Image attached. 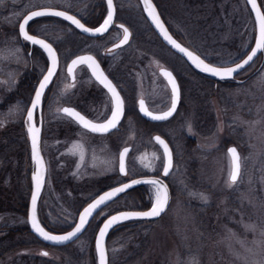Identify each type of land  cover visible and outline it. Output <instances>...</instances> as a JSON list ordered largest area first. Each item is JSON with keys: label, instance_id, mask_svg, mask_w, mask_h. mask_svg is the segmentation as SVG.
Listing matches in <instances>:
<instances>
[{"label": "rangeland", "instance_id": "rangeland-1", "mask_svg": "<svg viewBox=\"0 0 264 264\" xmlns=\"http://www.w3.org/2000/svg\"><path fill=\"white\" fill-rule=\"evenodd\" d=\"M102 1L0 0V103L30 81V69L40 73L46 68V62L37 61L41 57H28L25 45L16 37L20 17L28 10L46 6L72 11L83 18L91 8L95 16L96 4L103 5ZM153 2L169 31L206 60L217 65L232 64L251 49L254 21L244 0ZM115 4L116 21L131 30L128 44L109 52L113 60L125 62L120 63L126 71L125 84L121 85L128 110L122 123L124 132L92 137L56 112L63 104L81 106L89 112L90 91L96 87L86 81L82 92L79 83L67 93L62 92L67 82L64 66L77 45L71 44L72 37L67 33L58 41L57 35L63 34L60 24L59 29H50L60 46L61 70L50 88L49 98L54 92L56 96L49 102L44 122L42 150L47 179L39 203L41 216L48 222L60 217L73 223L80 208L95 194L120 181L117 154L124 145L133 147L124 179L160 173L162 154L150 139L151 131L145 135L131 131L136 124L131 111L139 94L151 109L168 106L170 93L157 73L160 66H166L177 75L182 90L174 119L157 127L173 151L172 170L166 178L171 204L161 218L145 223L142 228L147 238L141 242H133L131 248L127 241L109 243L110 264H264V56H257L251 73L244 74L248 77L216 85L194 74L160 43L145 24L137 1L115 0ZM262 5L264 12V0ZM6 13L11 18L5 17ZM104 16L103 6L99 22ZM120 35L121 31L115 29L107 41L89 40L85 46L105 51ZM31 48L40 53L38 48ZM110 67L115 69L117 65ZM31 93L0 109V264H94L90 236L68 247L48 249L46 259L36 257L37 262L32 256H43L38 253L43 247L32 237L2 241L3 230L26 224L29 187L24 171L15 167L11 155L17 157L18 166L27 156L22 133ZM104 115L105 111L103 115L97 113L98 119ZM20 124L21 131H16ZM64 142L69 144V152L76 149V153L67 155L63 165L60 150ZM230 145L237 148L241 162V176L235 184L228 183L230 162L226 149ZM79 148L82 162L76 155L80 154ZM149 189L153 202L154 186Z\"/></svg>", "mask_w": 264, "mask_h": 264}, {"label": "water", "instance_id": "water-1", "mask_svg": "<svg viewBox=\"0 0 264 264\" xmlns=\"http://www.w3.org/2000/svg\"><path fill=\"white\" fill-rule=\"evenodd\" d=\"M139 1V4H140V7H141V10H142V13L146 19V21L148 22V24H150L152 30L154 31V33L157 35V37L159 38V40L166 46L168 47L170 50H172L174 53H176L177 55H179L180 57H182L189 66H191L195 71L205 75V76H208V77H211V78H214V79H219V80H232L234 78V76L236 74H238L239 72H241L246 66H248L249 64L252 63V61L259 55L263 52V50L261 51H257V54L253 57V59L246 65H244L243 68L239 69L237 72H234L232 77L231 78H225V79H221L220 77L218 76H213L211 75L209 72H205V71H201L200 68H198L191 60H189V58L184 55V53L180 52L178 49L174 48L165 38H164V35L161 33V30L160 28H158L156 26V24L153 22V19L152 17L149 15L148 13V10H147V6L145 4V0H138ZM105 2V5H106V16L104 18V21L107 19V16H108V3H107V0H104ZM149 2L151 3L152 7L155 9V14L159 17V20H160V23L163 25L164 29L167 31L168 35L171 36V38L173 40L176 41L177 44H179L182 48H185L187 49L188 51L192 52L195 56L199 57L200 60H202L205 64H207L208 66L210 67H215V68H220V69H225V68H236L238 64H243L245 60H247L248 56L252 54V50L256 49V45H257V41L260 39V24H259V21H258V18H257V12L256 10L253 8V5L251 3V0H245L251 14H252V17H253V20H254V24H255V39H254V43H253V47L251 48V50L249 51V53L244 57L242 58L241 60H239L238 62H235L233 64H230V65H226V66H218V65H214V64H211L209 62H207L206 60H204L203 58H201L199 55H197L195 52L191 51L190 49L186 48L183 44H181L171 33L170 31L168 30V28L166 27L164 21L162 20V18L159 16L158 14V10L156 8V6L154 5L153 1L152 0H149ZM112 4H113V21L111 23V25L113 24L114 22V17H115V6H114V1L112 0ZM256 7L259 9V12H260V15L264 16L263 12H262V9L258 3V0H256ZM33 12H63L65 13L66 15L68 16H72L74 17L75 19H77V17H75L74 15H72L71 13L67 12V11H64V10H61V9H57V8H51V7H42V8H38V9H35V10H32L30 12H28L20 21L19 25L21 23H23V20L28 16V15H31V13ZM55 17V18H58V19H61V20H64L68 23H70L73 27H75L79 32H81L83 35L87 36V37H95V36H100L102 35L103 33H105L111 25L108 26L107 30L106 31H103V32H95V30L97 28H100L103 24H104V21L102 24H100L99 26L97 27H89L83 23L84 27L90 29L91 31L89 32H85L83 31L81 28H78L75 24H73L71 21L69 20H66L64 19L63 17H59V16H52V15H44V16H37V17H34L33 19L35 18H39V17ZM32 19V20H33ZM78 20V19H77ZM30 22V21H29ZM19 25H18V33H19V36L24 39L23 35L20 34V31H19ZM122 24H118L119 27H121ZM123 26V25H122ZM122 28V27H121ZM126 28L123 26V29ZM127 29V28H126ZM128 30V29H127ZM27 31V29H26ZM28 32V31H27ZM29 35L33 36L35 39H38V40H42L44 41L45 44H47L52 52L55 54V57H56V67H55V70H54V73L53 75L51 76L50 80L48 81L46 87L43 89V93L40 97V103L39 105L34 109L33 108V103L36 99V93L37 91L40 90V85L41 83L44 82V78L46 76H48V73H49V70L52 69L53 67V64H52V59L50 58L49 56V53L48 51H46L43 47H41L40 45L38 44H33L31 43V41H28V40H25L27 42H29L31 45H35L37 46L38 48H40L46 55L47 57V68L45 70V72L43 73V75L41 76V78L39 79V81L37 82L36 86H35V89H34V92H33V95H32V98L30 100V103L27 107V110H26V113H25V121H26V135H27V140H28V145H29V155H30V163H31V174H30V181H31V190H30V194H29V199H28V203H27V226H28V229L30 231V233H32V235L37 239L39 240L41 243L45 244V245H49V246H64V245H68V244H71L73 242H75L85 231V229L87 228L88 224L90 223V220L94 217L95 214H97L103 207H105L106 205H108L109 203H111L113 200H115L116 198H118L121 194H123L124 192L136 187V186H139V185H144V184H147V185H152L150 183H146V181H151V180H156V181H160L161 184L167 188V192H168V203H167V206L165 208V211L162 212L160 214V216L158 217H151V218H134V219H127V220H120L119 222H116L114 223L111 227L108 228L105 236H104V241H103V245H104V253H105V259H106V262L108 264V254H107V249H106V240H107V235L109 234V232L114 228L116 227L118 224L122 223V222H126V221H142V220H145V221H153V220H157L159 219L165 212L166 210L168 209L169 205H170V202H171V193H170V189L166 183V181L164 180L165 177H167L171 171V168L169 169V173L167 176L164 175V165L167 163V158L165 157L164 155V148L163 146H161L159 143H157V140H156V137H159L161 140L164 141V143L168 146V149L171 153V157H172V152H171V149L168 145V143L165 141V139L159 135H154L152 136V140L157 144V146L160 148L162 154H163V166H162V170H161V177L160 176H153V175H147V176H139V177H135V178H132L130 180H127L121 184H118V185H115V186H112L108 189H105L103 190L102 192H100L99 194H97L95 197H93L78 213L77 217H76V220L74 222V224L72 225V227L70 229H68L67 231L65 232H62V233H53V232H50L48 231L47 229H45L44 227H42L39 222H37L39 224V226L45 231L47 232L49 235L51 236H57V237H62V236H67L69 235L70 233L72 232H75L76 231V228L78 225H80V222H81V217L85 214V210L86 209H89L91 205L95 204L97 201H99L101 199V197H107V195L109 193H114L116 189H119V188H123L124 190L123 191H120L118 193H115V195L112 196L111 199H106L104 203L100 204L98 207H96L92 212H91V215H89L87 217V222L84 224L83 228L81 229V231H79L78 233H76L75 236H73L70 240H66V241H62V242H54V241H51V240H45L41 235H39L38 232H36L32 226V211H33V204H32V198H33V194L36 193L37 191V188H36V181L33 179L34 176H37L38 174H42V183H41V186H40V189H39V193L36 197V206L38 204V201L40 199V196L42 194V191H43V188H44V185H45V181H46V176H47V169H46V164H45V160L43 158V155H42V152H41V148H40V140H41V129H42V121H41V117H40V112H41V104H42V98H43V94L44 92L46 91L48 85L50 84L53 76L55 75V72L57 70V67H58V63H59V60H58V55L56 53V50L55 48L48 42L46 41L45 39L41 38V37H38V36H35L33 34H30L28 32ZM129 35H130V32L128 30V38H127V42L129 40ZM127 42H124V34L123 36L121 37V39H119V41H117L115 44H113L111 46V48H116V47H120V46H123V44L127 43ZM84 57H91L94 61L95 59L91 56V55H78V56H75L73 57L69 63L67 64L66 66V71L69 75V78L70 80H73L74 78V70L75 68L80 65V64H84L88 67V64L87 63H78L76 65L73 64L74 61H78L80 60L81 58H84ZM95 64H97V62L95 61ZM99 66V65H98ZM89 68V67H88ZM69 69H72V72L70 73L69 72ZM93 78L98 82L99 80L97 79L96 75L93 74V69L92 68H89ZM163 71H167L169 73H171L172 75V78L175 80V83H176V86L178 88V91H179V87H178V83H177V80L175 78V76L173 75V73L165 68V67H161L158 69V72L159 74L161 75V77L164 79V81L166 82L169 90H170V94H171V98H170V105L169 107L162 111V112H152L150 111L144 100L142 99H139L138 102H137V111L138 113L141 115V117H143L144 119L148 120V121H151V122H162V121H165V120H168L169 118H171L173 116V114L175 113L176 109H177V106L179 104V98H178V101H177V105H176V109L175 111L172 113L171 116H169L167 119L165 120H154L151 118V116H148V115H145L143 111H141V101L144 102V108L149 112L151 113L152 115H155V116H159V115H162L163 113L165 112H168L171 107H172V101H173V93H172V86L169 84L168 82V79L162 74ZM99 72L103 73L100 66H99ZM104 75V74H103ZM105 76V75H104ZM106 77V76H105ZM108 81H110L108 78H107ZM111 82V81H110ZM101 84V83H100ZM112 84V83H111ZM103 87L104 85L101 84ZM112 86L115 88V86L112 84ZM105 88V87H104ZM106 91L108 92V94L111 96V100H112V94L108 91L107 88H105ZM116 92L119 94V92L117 91V89L115 88ZM119 97H120V100L122 101L121 99V96L119 94ZM65 108H69V109H72L74 110L75 112H78L77 110H75L73 107H70V106H62L61 109H60V112L66 116H68L67 114H65L63 112V109ZM114 109V103H113V100H112V111ZM38 112V120L36 122L35 120V112ZM112 111L110 113V115L108 116V118L102 122H94V121H91L92 123H95V124H106L107 121L109 119H111V115H112ZM29 112L32 113V120L31 122L29 121L28 119V114ZM79 113V112H78ZM80 115H82L81 113H79ZM123 114V113H122ZM83 116V115H82ZM70 117V116H68ZM84 117V116H83ZM71 119H73L80 127H82L83 129L93 133V134H106V133H109L111 132L112 130H114L115 128H117L121 118H122V115L120 116L119 118V121L118 123L116 124V126L114 128H110L108 131L106 132H92L86 128H84L80 123H78L74 118L70 117ZM85 118V117H84ZM86 120H88L87 118H85ZM29 127H35V129L38 130V143H37V149H38V153H39V159L43 161V171L41 173V169H40V165L37 163V160L34 159V156H33V141H32V137H31V134L29 133ZM230 148H235L234 146H229L227 147V153H228V150ZM127 149V154L124 156V172H121L120 170V156L122 153H124V150ZM130 146H125L121 149L120 153H119V158H118V170H119V173L121 175H124L126 174V158H127V155L130 151ZM238 153V152H237ZM229 156V155H228ZM229 161H230V172H231V158L229 157ZM172 167V166H171ZM230 175V173H229ZM135 181H139V183H134ZM228 181L229 183L230 180H229V177H228ZM153 186V185H152ZM155 203V201L152 202L151 206L147 209H144V210H122V211H117V212H114L110 215H108L102 222L101 224L99 225L97 231H96V234H95V237H94V253H95V260H96V264H100V254L97 250V242L98 240L100 239V232L102 229H104V226L105 224H107L110 220H112L113 217H121L123 216L124 214L126 213H143V212H148L151 210L153 204Z\"/></svg>", "mask_w": 264, "mask_h": 264}, {"label": "snow or ice", "instance_id": "snow-or-ice-1", "mask_svg": "<svg viewBox=\"0 0 264 264\" xmlns=\"http://www.w3.org/2000/svg\"><path fill=\"white\" fill-rule=\"evenodd\" d=\"M108 3V16L107 19L104 21V24L95 30V32H103L106 31L108 26L111 25L113 21V4L112 0H107ZM251 3L253 5V8L257 12V18L260 24V39L257 41L256 49L252 50V54L248 56L247 60L244 61L243 64H238L236 68H215L210 67L207 64H205L202 60L199 59V57L195 56L192 52L188 51L185 48H182L179 44L176 43L175 40L171 38V36L168 35L167 31L164 29L163 25L160 23L159 17L155 14V9L152 7L149 0H145V4L147 6V10L149 15L152 17L153 22L156 24L158 28H160L161 33L164 35V38L176 49H178L180 52L184 53L189 60H191L198 68L201 69V71L209 72L213 76H218L221 79L225 78H231L234 72H237L239 69L243 68L244 65L248 64L253 57L257 54V51L264 50V16L260 15L259 9L256 7V0H251ZM44 15H52V16H59L63 17L66 20L71 21L73 24H75L78 28H81L85 32L91 31L90 29L84 27L83 24L80 23L79 20L75 19L72 16H68L63 12H33L31 15H28L24 20L23 23L19 25V31L20 34L23 35L25 40L31 41L33 44H38L41 47H43L46 51H48L50 58L52 59L53 67L51 70H49L48 76L44 78V82L40 85V90L36 93V99L33 103V108L35 109L39 103H40V97L43 93V89L46 87L48 81L50 80L51 76L54 73L55 67H56V57L55 54L52 52L51 48L44 43L42 40L35 39L33 36L29 35L26 31V26L29 24V21H31L34 17L37 16H44ZM123 28V26L121 25ZM124 31V42H127L128 38V30L126 28L123 29ZM78 63H87L89 68L93 69V74L96 75L97 79L101 84L104 85L105 88L108 89V91L112 94V100L114 103V109L112 111L111 119L107 121L106 124H95L92 123L89 120H86L82 115H80L78 112H75L72 109L65 108L63 109V112L67 114L68 116L74 118L78 123H80L84 128L92 131V132H106L110 128H114L116 124L119 121L120 116L123 113V102L120 100L119 94L116 92L115 88L112 86L111 82L107 80V77L103 75V73L99 72V66L95 64V61L91 57H84L81 58L78 61H74L73 64L76 65ZM69 72H72V69H69ZM167 79L169 84L172 86V93H173V101H172V107L168 112L163 113L162 115L155 116L149 113L144 108V102L141 101V111L144 112L145 115L151 116L154 120H165L169 116L172 115V113L176 109L177 101L179 98V91L176 86L175 80L172 78L171 73L167 71H163L162 73ZM28 119L31 122L32 120V113L29 112ZM29 133L31 134L32 141H33V156L34 159L37 160V163L40 165L41 173L43 171V161L39 159V153L37 149V143H38V130L35 129V127H29ZM157 143H159L164 148V155L167 158V163L164 165V175L167 176L169 173V169L172 166V157L171 153L168 149V146L164 143L163 140H161L159 137H156ZM127 149L124 150V153L120 156V170L121 172H124V156L127 154ZM228 155L231 158V172L229 175V180L232 184L237 183L241 176V162H240V156L237 153L236 148H230L228 150ZM33 179L36 181V193L33 194L32 198V204H33V211H32V226L36 232L39 233L45 240H51L54 242H62L66 240H70L73 236L76 235L81 229L83 228L84 224L87 222V217L91 215V212L98 207L100 204L104 203L106 199H111L115 193H118L120 191H123V188L116 189L114 193H109L107 197H101L99 201H97L95 204L91 205L89 209L85 210V214L81 217L80 225L77 226L76 231L70 233L67 236L57 237V236H51L47 232H45L37 223L36 221V197L39 193V189L42 183V174H38L37 176H34ZM134 183H139V181H135ZM146 183L152 184L156 188V194H155V203L153 204L152 208L148 212L143 213H126L121 217H113L112 220H110L107 224H105L104 229L100 232V239L97 242V250L100 254V264H107L105 259V253H104V236L108 230L109 227H111L114 223L119 222L120 220H127V219H134V218H151V217H158L162 212L165 211V208L168 203V192L167 188L164 187L160 181L151 180L146 181ZM46 255V253H44Z\"/></svg>", "mask_w": 264, "mask_h": 264}, {"label": "flooded vegetation", "instance_id": "flooded-vegetation-1", "mask_svg": "<svg viewBox=\"0 0 264 264\" xmlns=\"http://www.w3.org/2000/svg\"><path fill=\"white\" fill-rule=\"evenodd\" d=\"M115 22H117V21L115 20ZM115 29H119V28L112 27V32ZM120 37H121V35H120ZM119 38L116 41H118ZM116 41H114V42H116ZM123 47H125V44L123 46L115 49V50H112V51L119 50V49H121ZM109 52H111V51L107 50V48H106L105 51L98 52L95 49H92V47H89L86 51H84V53H85L84 55H91L95 59V61L97 62V64L100 66L103 74L111 81V83L115 86V88L119 92V94L121 96V99H122V102H123V114H122V118H121V120H120L117 128H115L114 130H112L111 132L106 133V134H93V133H90L89 131L81 128L80 126L76 125L84 133H86V134H88V135H90L92 137L93 136L94 137L95 136L96 137L108 136V135H112L113 133L119 132L121 130L123 132L125 131V129H122V123H123V120L125 119V116H126L128 110L125 107V91H123V88H122L121 85H124L125 84V73H126V71H125L124 68H120V63H125V62H124V59H119V60H115L114 59L113 60L110 57ZM29 54H30V49L27 50V55L29 56ZM78 55H80V54H78V53L73 54V56L65 63V66H64V75L67 78V82L63 86L62 92L63 93H67L66 91L72 89L73 87H76L78 83L80 84V87H79L80 88V92H82V90L84 89V86L86 85L85 82L86 81H91L95 85L96 88H93V89L91 88V91H90L91 96L89 98V100H90L89 112L87 110H83V108L81 106H77V105L73 106V105H70V104L60 105V107H58L56 109V112H58L59 114H61L60 109H61L62 106H70V107H73L75 110H77L79 113H81L84 116L90 118L91 120L97 121V122H102V121H104L110 115V113L112 111V100H111V96L108 94V92L106 91V89L93 78V76H92L89 68L86 65H84V64H80V65H78L75 68V70L73 72L74 73L73 74L74 75V78H73V80H70L69 75H68V73L66 71V66H67V64L69 63V61L73 57L78 56ZM59 61H60V64H61V60H59ZM114 64L117 65V68H115V69H113L112 67H110L111 65H114ZM30 71H31V69H30ZM78 71H80V73ZM157 73H158V71H157ZM175 76L177 77L176 74H175ZM246 77H248V75L245 76L244 73H243L242 75H238L236 77L237 78L236 81H241L240 78H242V80H243ZM177 81H178L179 88H180V101H181V91L182 90H181V85H180V82H179L178 78H177ZM53 82L51 83V85L53 84ZM51 85H49L47 91L44 94L43 100H42L41 120H42L43 132H44V126H45L44 125V122L46 121L47 111H48V107H49V102L52 101L53 100L52 98L56 96V93L54 92L53 95L49 98ZM7 99H5L4 102H1L0 103V109H4V108L7 107ZM139 99H143L144 102L146 103V100L144 99V97L141 94H139L138 97H137V99H136V101H135V108L132 109V111H131V114L136 119V124L133 126V128L131 130L132 132L134 131V129L136 131H138V133H141L143 135H145L146 132L148 133L150 131L151 132H156L157 127H159L160 125H163V124L171 121L175 117V116H173L172 119H170L169 121H165V122H147L144 119H142L139 116L138 112H137V102H138ZM81 100L84 101L83 99H81ZM146 105H147V103H146ZM180 105H181V102H180ZM147 108L150 109V110H152V111H160V110L151 109L148 105H147ZM161 110H163V109H161ZM104 111H105V115L102 116L101 119H98L100 116H97V113L99 112L101 115H103ZM20 127H21V124L19 125V128H16V131H21L22 128H20ZM43 132H42V134H43ZM22 134H23V137H24V140H25V133L23 132ZM43 138H44V136H42V140H43ZM24 142H25V145H27L26 140ZM41 144H42V142H41ZM41 147H42V145H41ZM132 148H131V150H132ZM26 149H27V151H26L27 152V156L25 155L24 159L26 160V158H27V160H26V162H27V161H29L28 146H26ZM69 150H70L69 149V144H66L65 142L62 143L60 152L63 155L62 156V162H61V164H63V165H64V163H66L67 155L70 156V157H72L71 155H74L76 153V149H73L71 152H69ZM78 150H79V153L80 154L79 155L76 154V155L78 156V160L82 162V160H83V155L82 154L83 153L80 152V148ZM0 153H1V151H0ZM118 154H119V152H118ZM118 154H117V165H118ZM11 158H13L15 160V162H16L15 167H18L17 157H15V155L13 153L11 155ZM25 167H26V170L24 169V174H25L24 176H25L26 186H27V184H29L28 183V178H29V171H30V161H29L28 165L25 163L24 168ZM116 169H117V167H116ZM16 175L18 176V173ZM117 175H119L118 174V171H117ZM119 177H120V182H122V180H124V178H125V176H119ZM106 188L107 187L103 188L102 190H104ZM38 253H39V251H38ZM40 253L42 254V252H40ZM36 257L37 258L40 257L41 259H46V256L45 255H43V256H36Z\"/></svg>", "mask_w": 264, "mask_h": 264}, {"label": "trees", "instance_id": "trees-1", "mask_svg": "<svg viewBox=\"0 0 264 264\" xmlns=\"http://www.w3.org/2000/svg\"><path fill=\"white\" fill-rule=\"evenodd\" d=\"M135 1H137V0H135ZM258 2L260 4L261 8L263 9L262 0H258ZM96 5L98 6V10L95 13V16H93L94 12L91 11V8L86 10V16L84 18L81 16H78L76 13H74V14L77 15L78 17H80L85 22L86 25L95 26L99 22L101 14L103 13V6H104V5H101L100 3H98ZM70 12H72V11H70ZM32 24H35L36 26L32 27ZM58 24H60V20H58V19L48 18V17L47 18H40L38 20L32 21L30 23V25L28 26V30L30 33L41 36V37L47 39L48 41H50L54 45L57 52L59 53L60 52V46L58 45L57 41H55L53 38L59 37V39L61 40L66 36H64L62 34V36L57 35V37H54L56 34L50 32L51 28H57L58 29V27L56 26ZM150 32H152V30H150ZM172 34L179 41L184 43L181 40V38H179L178 35L175 34L173 31H172ZM33 53L34 54L36 53L35 50L32 51V55H34ZM208 61L215 64V61H213L211 59H208ZM251 69H252V66L250 68H248V70H246V72H249ZM193 73L196 75H199L198 73H196L194 71H193ZM29 75H30V81H27V82L25 81L23 86H21V87H23L24 90H26V93L30 92V90L33 91L34 86L38 80V76L35 73L31 72V74H29ZM206 79L209 80L211 83H216V85L217 84H222V85L223 84L224 85L229 84V82L216 81L214 79L207 78V77H206ZM213 90H215V89H213ZM13 98H14V96L8 97L7 102L11 103ZM151 201H152V193L149 189V186L141 185V186L134 187L131 190L124 193L123 195H121L120 197H118L115 201H113L112 203H110L109 205L104 207L99 213H97L95 215V217L92 219V221L90 222L89 226L87 227L85 234L89 235L91 238V241H92L94 238V235L97 231V228L99 227L100 223L102 222V220L107 215H109L113 212H116V211H120V210H143V209H147L150 206ZM75 218L76 217H74V220H75ZM146 222L147 221H126L122 224H119L109 233V236L107 238V245H109V243H111L113 241H118V242L119 241H123V242L127 241L126 242L127 247L131 248L133 242L138 241V243H139V242H141L142 239L144 240L145 238H147L144 235L143 228H142ZM149 223H151V222H149ZM43 224L48 230H50L52 232H64V231L68 230L72 226L73 223H68L66 219H63L60 217H55V219L50 220L49 222L47 220H43ZM24 229H26V228H23V230ZM3 232H4V236H3L2 241L15 242V240L19 238L18 236H22L21 235L22 233L18 234V233H16L17 230H13V229L10 230L9 228L7 230H3ZM91 248L93 250V246Z\"/></svg>", "mask_w": 264, "mask_h": 264}, {"label": "bare ground", "instance_id": "bare-ground-1", "mask_svg": "<svg viewBox=\"0 0 264 264\" xmlns=\"http://www.w3.org/2000/svg\"><path fill=\"white\" fill-rule=\"evenodd\" d=\"M138 1V0H137ZM245 1V0H244ZM138 3H139V1H138ZM246 3V2H245ZM154 5H155V3H154ZM247 5V4H246ZM156 6V5H155ZM248 7V6H247ZM17 8V7H16ZM40 8V7H39ZM51 8H53V7H51ZM157 8V7H156ZM35 9H38V8H34V9H31V10H28V11H26L21 17H20V20H19V22H18V24H17V29H18V25H19V23H20V21H21V19L28 13V12H30V11H32V10H35ZM249 9V8H248ZM263 12V11H262ZM13 13V11H11V14ZM70 13V12H69ZM8 14L9 13H6L5 14V17H7V18H11V15L10 16H8ZM71 14L72 15H74L75 17H77V19L81 22V23H83V24H85V22L80 18V17H78L77 15H75L74 13H72L71 12ZM158 14H159V16L162 18V16H161V14L159 13V11H158ZM263 14H264V12H263ZM38 18H35V19H33V20H31L30 22H29V24L32 22V21H34V20H37ZM104 19V18H103ZM101 20L100 22H98L96 25H95V27H97V26H99L100 24H102L103 23V21L104 20ZM60 20V26H58V25H56V26H58L61 30L60 31H62V33H63V35L64 36H67L65 33H67L68 35H70L71 37H72V40H71V44L74 46V45H77V47L75 48V53L74 54H76V53H78V54H80V55H84L85 53H84V51H86L89 47H86L85 46V44H87L86 42L88 41V40H84V39H82V38H84V37H86L85 35H83L81 32H79L75 27H73L70 23H68V22H66V21H64V20H61V19H59ZM162 20H163V18H162ZM164 21V20H163ZM144 22H145V24L147 25V27L149 28V30H152V28L150 27L151 25L150 24H148V22L146 21V19H144ZM164 23H165V21H164ZM28 24V25H29ZM120 24H122L124 27H126L128 30H129V32H130V35H129V40L131 39V30L129 29V27L128 26H126L124 23H121L120 22ZM86 25V24H85ZM165 25H166V23H165ZM88 26V25H87ZM115 25H111L110 26V28L105 32V33H103L102 35H100V36H95V37H88V39L89 40H91V41H97V42H99V43H102V42H104L107 38H108V36L112 33V27H114ZM58 28V29H59ZM66 28V29H65ZM55 29H57V28H55ZM65 29V30H64ZM120 30H121V37L123 36V34H124V31H123V28H121L120 27ZM69 33H68V32ZM13 33H15V31L13 30ZM17 33H15V35H16ZM152 34L154 35V36H156V38L159 40V38L157 37V35L154 33V31L152 30ZM19 37V39H20V41L22 42V39H21V37L19 36V34H17L16 35V37ZM61 36H62V34H61ZM121 37L119 38V39H121ZM253 39H255V24H254V35H253ZM60 39L58 38V41H59ZM128 40V41H129ZM107 41V40H106ZM119 41V40H118ZM160 41V40H159ZM117 42V41H116ZM116 42H111L106 48H107V50H109V51H112V50H115V49H117V48H119V47H116V48H111V46L113 45V44H115ZM160 43H162L161 41H160ZM23 44V43H22ZM125 44V43H124ZM123 44V45H124ZM24 45L26 46V43H24ZM51 45L54 47V45L51 43ZM162 45L165 47V48H167L163 43H162ZM121 47V46H120ZM186 48H188V49H190L191 51H193V52H195L197 55H199L200 56V54H198L196 51H194L192 48H190L189 46H185ZM253 47V46H252ZM55 48V47H54ZM24 49H25V47H24ZM39 50H40V53H33L34 55L33 56H31V58H38V56L39 57H41V58H38V62L39 61H42L43 63H45L46 62V68H47V57H46V55H45V53L40 49V48H38ZM56 50V49H55ZM73 50V49H72ZM251 49H249L244 55H243V58L249 53V51H250ZM57 53V52H56ZM31 54H29V56H30ZM57 55H58V53H57ZM28 56V57H29ZM201 57V56H200ZM201 58H203V57H201ZM183 59V58H182ZM204 60H206L205 58H203ZM256 59L257 58H255V61H256ZM183 61H185L184 59H183ZM207 62H208V60H206ZM186 62V61H185ZM29 63L30 64H32L31 62H30V60H29ZM187 63V62H186ZM160 67H165L166 68V66H160ZM250 67V64L248 65V66H246L244 69L245 70H247L248 68ZM46 68H45V70H46ZM45 70H44V72H45ZM191 71L193 72H196V73H198L200 76H201V78H203V77H207V78H211V77H208V76H205V75H203V74H201V73H199V72H197V71H195L193 68L191 69ZM31 72L32 73H35L37 76H38V80H37V82L39 81V79L41 78V76L43 75V73L44 72H40V73H38V71H34V68L33 69H31ZM175 76V75H174ZM175 78H176V76H175ZM176 80H177V78H176ZM163 81H164V79H163ZM217 81H221L222 82V80H219V79H217ZM165 82V81H164ZM165 84H166V82H165ZM166 86H167V84H166ZM167 88H168V86H167ZM168 90H169V88H168ZM33 92L34 91H32V93H31V95H30V100H31V98H32V95H33ZM169 93H170V90H169ZM27 93H26V91L22 88V89H19V91H18V93H16L15 95H14V98H13V100H12V104L15 102V99H17L18 97H22L23 95H26ZM30 100H29V102H28V105H29V103H30ZM8 103V102H7ZM11 103H8L7 105H11ZM28 105H27V107H28ZM169 105H170V101H169V104H168V106L165 108V109H163V110H160V111H152V110H150V111H152V112H162V111H164V110H166L168 107H169ZM27 107H26V110H27ZM179 107H180V103L178 104V106H177V109H176V111H175V113L173 114V116H176V114H177V112H178V110H179ZM26 110H25V112H26ZM41 110H42V107H41ZM138 112V111H137ZM139 114V113H138ZM83 115V114H82ZM38 112L36 111L35 112V120H38ZM84 116V115H83ZM139 116L141 117V115L139 114ZM173 116L171 117V118H169L168 120H166V121H169L170 119H172L173 118ZM40 117H41V112H40ZM85 118H87L88 120H91L90 118H88V117H86V116H84ZM142 119H144L143 117H141ZM174 119V118H173ZM72 121H73V123L74 124H76V125H78L73 119H71ZM145 121H147V122H151V121H148V120H146V119H144ZM92 121V120H91ZM37 122V121H36ZM165 122V121H164ZM79 126V125H78ZM13 128V127H12ZM82 128V127H81ZM154 135H159V136H161V137H163L162 136V134H160V132L158 131V130H156V132H151V137H150V139H152V136H154ZM43 136V135H42ZM42 136H41V141H42ZM164 138V137H163ZM166 141V140H165ZM28 148H29V146H28ZM130 148H132V146L130 145ZM237 150V149H236ZM131 149H130V152L129 153H131ZM237 152H238V150H237ZM239 154V153H238ZM29 157H30V155H29ZM229 157V156H228ZM25 159L22 161V165H20V166H18V168L19 169H21V170H23L24 171V169L26 170V167L24 168V166H25ZM29 161H30V158H29ZM29 161H27L26 163H27V165H28V163H29ZM172 164H173V156H172ZM172 170V169H171ZM22 171V172H23ZM118 171V170H117ZM30 174H31V163H30V171H29V178H28V183L29 184H27V187H29L28 189H29V194H30V190H31V181H30ZM118 174H119V176H121V174L119 173V171H118ZM156 176H160L161 177V175H159V173H158V175L157 174H155ZM124 181L122 180V182H117V183H115L114 184V186L115 185H118V184H121V183H123ZM143 185V184H142ZM144 185H146V186H149L150 187V185H147V184H144ZM139 186H141V185H139ZM154 189H155V191H154V199H153V201H155V194H156V188L154 187ZM131 190V189H130ZM43 191H44V189H43ZM129 191V190H128ZM127 192V191H126ZM126 192H124V193H126ZM123 193V194H124ZM122 195V194H121ZM120 195V196H121ZM39 201H41V200H39ZM103 209V208H102ZM24 213H25V218H26V221H27V205H26V210H24ZM96 215V214H95ZM95 215H94V217H95ZM108 216V215H107ZM106 216V217H107ZM93 217V218H94ZM92 218V219H93ZM92 219L90 220V222L92 221ZM43 220H46V219H44L43 218V216H41V213H40V204H39V202H38V204H37V206H36V221L37 222H39V224L42 226V227H44L45 228V226H44V224H43ZM122 223H124V222H122ZM122 223H120V224H122ZM90 224V223H89ZM89 224H88V226H89ZM119 225V224H118ZM87 226V227H88ZM23 228H26V229H24L23 230ZM6 229H8V228H6ZM10 230L11 229H13V230H17V232L16 233H18V234H20V233H22L21 235L22 236H18L19 238H22L23 236H25V235H27L28 237H31V236H33L32 235V233H30V231H29V229H28V226H27V223L22 227L21 226V228L20 227H10L9 228ZM87 229V228H86ZM86 229H85V231H86ZM85 231H84V235L82 234L79 238H82V237H84V236H89V235H86L85 234ZM112 231V230H111ZM110 231V232H111ZM109 232V233H110ZM108 236H109V234L107 235V238H108ZM94 237H95V235H94ZM78 238V239H79ZM77 239V240H78ZM91 242V245L93 246V251H94V238H93V240L92 241H90ZM68 246H71V244H68V245H64V246H57V247H55V246H49V245H45L44 244V246H43V248H41L40 250H39V253L40 252H42V255H45L44 254V252H48V249H56V248H64V247H68ZM5 247H7V248H9V245H7V246H5ZM41 254V253H40ZM47 255V254H46ZM45 255V256H46ZM36 256L37 255H35L34 257L32 256V260H35V262H37L38 260L36 259ZM94 259H95V253H94ZM96 261V260H95Z\"/></svg>", "mask_w": 264, "mask_h": 264}]
</instances>
